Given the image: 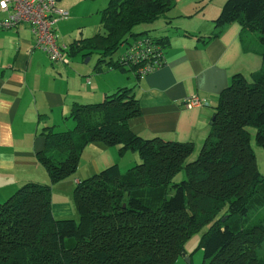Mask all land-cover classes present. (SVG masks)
Masks as SVG:
<instances>
[{
  "label": "trees",
  "instance_id": "obj_1",
  "mask_svg": "<svg viewBox=\"0 0 264 264\" xmlns=\"http://www.w3.org/2000/svg\"><path fill=\"white\" fill-rule=\"evenodd\" d=\"M174 7V0H105L102 30L70 41L65 52L82 59L96 55L95 73L105 72L102 63L107 70L126 66L137 80L165 64L169 36L150 32L159 19L160 26H174ZM233 23L257 41L253 51L261 67L249 77L231 76L198 155L187 160L195 147L191 141L131 131L129 120L141 114L135 85L117 87L101 101L75 103L66 116L72 127L42 130L44 148L36 159L46 182H25L0 200V264H173L189 256L185 242L205 226L202 264H264L257 252L264 240V174L249 130L264 151V0H225L214 30L197 37L208 43ZM243 36L247 52L251 41L246 45ZM133 51L140 53L135 59ZM145 65L152 70L141 73ZM94 143L117 146L120 154L130 151L135 163L125 171L113 163L75 182L77 219L54 216L52 185L75 173L83 150ZM181 171L184 177L175 181Z\"/></svg>",
  "mask_w": 264,
  "mask_h": 264
},
{
  "label": "crops",
  "instance_id": "obj_2",
  "mask_svg": "<svg viewBox=\"0 0 264 264\" xmlns=\"http://www.w3.org/2000/svg\"><path fill=\"white\" fill-rule=\"evenodd\" d=\"M224 1L174 0V26L157 28L170 40L164 50L165 64L136 81L133 76L126 77L125 83L118 81L114 72L71 67L68 57L67 64L51 62L36 47L28 24L0 28V200L25 182H46L47 173L36 159V153L44 148V127L67 128L72 123L66 116L75 103L101 101L106 93L130 83L135 85L141 110L139 116L129 120L133 133L191 141L194 146L203 143L219 93L233 74L249 67L243 61L247 52L243 51L242 36L246 45L247 41L254 42V37L237 23L208 43L199 40L198 35L214 30L213 20ZM61 3L63 6L64 1ZM5 16L0 12V19ZM183 31L195 36H184ZM192 95L208 105L186 107L183 99ZM85 149L77 171L86 169L82 172L87 176L113 163L120 166L117 146L94 143ZM86 151L87 160H83ZM79 180L74 178L75 182ZM52 212L56 217L70 216L71 204L65 197L53 196Z\"/></svg>",
  "mask_w": 264,
  "mask_h": 264
},
{
  "label": "rangeland",
  "instance_id": "obj_3",
  "mask_svg": "<svg viewBox=\"0 0 264 264\" xmlns=\"http://www.w3.org/2000/svg\"><path fill=\"white\" fill-rule=\"evenodd\" d=\"M63 6L66 11H68V17L62 18L58 20L54 28L57 29V34H58V39H59V44L63 45L68 44L72 39L74 38H79V37H87L91 36L99 31L102 30L100 26V9L103 7L105 4V0H61L60 2H63ZM62 5V3H61ZM163 19H159L156 21V24L160 26L159 24L162 23ZM148 25V24H146ZM182 25V24H181ZM145 26V25H143ZM185 27V26H182ZM140 27L135 28V30H139ZM151 34H158L157 30L151 31ZM256 39V37H255ZM249 40V39H248ZM251 41V40H250ZM257 43V41H256ZM256 43L254 42H248V47L251 50H248L247 53L245 54V57L243 58V61L246 62L249 67L245 70H243L241 73H244L246 77H249V74L251 71H255L260 69L261 67V58L260 56L253 51L256 47ZM258 44V43H257ZM124 46H121L118 51L112 56L113 60H116L118 56L123 52ZM66 53V52H65ZM66 56L71 59V67H77L79 68H93L94 65L97 62V56L92 55V56H87L82 59L81 54H77L74 56H69L66 53ZM89 60H86L88 59ZM86 60V61H85ZM101 68L108 73V72H114L117 74V80L120 81L121 83H125L126 77L131 79L132 78V70H130L128 67L125 66L123 70L121 69H115L111 68L107 70V66L104 65L103 63L101 64ZM110 75L107 76L109 78ZM134 80L136 81L135 77H133ZM112 81H115V78L112 77ZM129 86V85H127ZM130 86L132 84L130 83ZM90 103V102H89ZM85 104V103H82ZM189 108V107H188ZM191 108V107H190ZM68 122V120H67ZM70 122V120H69ZM72 123V121H71ZM70 123V124H71ZM73 124L70 126L72 127ZM68 124V127H70ZM64 127H66L64 125ZM65 129V128H64ZM251 132V146L255 152L256 155V164L258 167V170L261 174H264V151L261 147L255 144L254 142V129L249 128ZM202 143L199 145H196L194 147L193 153L188 157V161L193 160L199 153L200 147ZM88 150V149H85ZM85 153V156L83 160H87L88 152ZM135 158H137V154L134 153ZM119 162H120V168L125 171L128 167L133 165L134 162V157L133 154L130 151L124 152V154L119 155ZM43 167V166H42ZM83 172L86 171V169L82 170ZM81 169L78 171L76 170L75 173H73L71 176H69L66 179H63L61 181H58L54 183L52 186V197L53 196H62L65 197L66 200H68L71 204L72 208V214L70 216H58V217H70V218H75L77 219V213L75 209L72 207V195H73V189L75 185L74 178L75 177H80V180L85 179L89 176L85 175ZM91 175V174H90ZM182 177H184V172L181 171L179 174H177L174 177L175 181L180 180ZM54 194V195H53ZM4 199V198H3ZM264 212V209L263 211ZM207 226L202 227L199 229V231L195 232L193 235L187 239L185 242V250L189 256H185L183 258H179L177 261H175L173 264H202L203 260V250L201 247H199V241L201 238L202 233L206 230ZM257 252L259 255L264 256V240L261 243L260 247L257 248Z\"/></svg>",
  "mask_w": 264,
  "mask_h": 264
},
{
  "label": "built area",
  "instance_id": "obj_4",
  "mask_svg": "<svg viewBox=\"0 0 264 264\" xmlns=\"http://www.w3.org/2000/svg\"><path fill=\"white\" fill-rule=\"evenodd\" d=\"M0 11L6 13L0 19V28H12L18 24H28L35 37L36 47L44 51L51 62L67 64L65 45H60L54 25L60 18L67 16V11L57 4L56 0H0ZM150 49H145L148 54ZM140 53L133 51L135 59ZM152 67L145 65L141 73H147ZM186 107H197L206 104L197 96H187L183 100Z\"/></svg>",
  "mask_w": 264,
  "mask_h": 264
},
{
  "label": "water",
  "instance_id": "obj_5",
  "mask_svg": "<svg viewBox=\"0 0 264 264\" xmlns=\"http://www.w3.org/2000/svg\"><path fill=\"white\" fill-rule=\"evenodd\" d=\"M86 60H89V58H88V59H86ZM86 60H85V61H86Z\"/></svg>",
  "mask_w": 264,
  "mask_h": 264
}]
</instances>
